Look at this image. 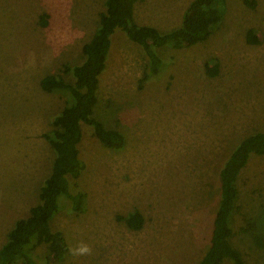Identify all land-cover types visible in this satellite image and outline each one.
<instances>
[{
	"label": "rangeland",
	"instance_id": "obj_1",
	"mask_svg": "<svg viewBox=\"0 0 264 264\" xmlns=\"http://www.w3.org/2000/svg\"><path fill=\"white\" fill-rule=\"evenodd\" d=\"M105 1L0 0V249L16 221L39 203L55 159L44 135L71 102L68 92L46 93L40 82L61 75L74 83L64 66L85 61L82 48ZM192 1L142 0L134 23L160 33L178 29ZM42 14L46 28L39 24ZM250 29L257 45L247 41ZM154 50L162 65L141 84L150 65L144 49L115 33L93 117L122 133L125 145L106 148L93 127L81 126L86 169L69 179L72 192L86 194L84 211L60 198L52 228L63 232L69 253L53 263L42 244L31 253L35 264H199L209 249L220 171L245 137L264 131V0H226L222 22L207 41ZM215 60L219 73L211 77ZM237 186L230 243L246 263L264 264V240L259 245L253 238L264 225V155L250 156ZM136 210L145 218L140 231L118 219Z\"/></svg>",
	"mask_w": 264,
	"mask_h": 264
},
{
	"label": "trees",
	"instance_id": "obj_2",
	"mask_svg": "<svg viewBox=\"0 0 264 264\" xmlns=\"http://www.w3.org/2000/svg\"><path fill=\"white\" fill-rule=\"evenodd\" d=\"M140 1L142 0L105 1V12L100 15L99 26L92 39L82 48L85 61L78 66H64V73L73 74L74 83L65 82L61 75L46 76L41 80L40 86L44 92L66 91L71 96V102L54 116L52 125L55 129L44 135L55 153L51 173L41 186L39 203L30 209L27 218L16 221L9 231L8 239L0 249V264H18L20 261L23 264H35L31 253L42 244L48 245L49 261L60 263L65 260L70 246L63 232L52 228V219L59 212L61 197L72 204L74 211H84L86 194L77 190L72 192L69 179H78L86 169L79 152L83 124L93 127L94 137L106 148L120 150L125 145L122 133L107 130L93 117L98 104L100 76L106 69L115 33L121 31L144 49L150 65L140 80L143 84L157 75L162 65L155 48L171 45L174 49H180L207 41L226 12V0H193L184 13L182 26L160 33L154 27L134 23V6ZM39 24L43 28L48 26L47 14L41 15ZM247 41L253 45L259 43L253 29L248 31ZM208 73L211 77L218 75V60H215ZM252 154L264 155V131L245 137L220 171L221 196L213 222L210 247L199 264H223L225 260H230L232 264H248L242 254L231 245L230 238L233 236L232 216L239 194L237 181ZM118 219L125 221L133 231H140L145 225V218L138 210ZM252 227L254 229L249 231H258L257 227ZM263 227L260 233L264 232ZM238 232L244 235L248 233L243 228ZM260 233L253 236L259 245L264 240V235Z\"/></svg>",
	"mask_w": 264,
	"mask_h": 264
},
{
	"label": "clouds",
	"instance_id": "obj_3",
	"mask_svg": "<svg viewBox=\"0 0 264 264\" xmlns=\"http://www.w3.org/2000/svg\"><path fill=\"white\" fill-rule=\"evenodd\" d=\"M87 250L88 249L86 247H84V248H81L79 251L83 253V252H86Z\"/></svg>",
	"mask_w": 264,
	"mask_h": 264
}]
</instances>
